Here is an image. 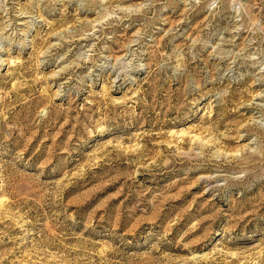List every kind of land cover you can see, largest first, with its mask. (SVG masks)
<instances>
[{"label": "rangeland", "instance_id": "rangeland-1", "mask_svg": "<svg viewBox=\"0 0 264 264\" xmlns=\"http://www.w3.org/2000/svg\"><path fill=\"white\" fill-rule=\"evenodd\" d=\"M0 264H264V0H0Z\"/></svg>", "mask_w": 264, "mask_h": 264}]
</instances>
